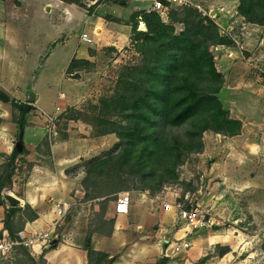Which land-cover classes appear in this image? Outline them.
Segmentation results:
<instances>
[{
  "label": "rangeland",
  "instance_id": "rangeland-1",
  "mask_svg": "<svg viewBox=\"0 0 264 264\" xmlns=\"http://www.w3.org/2000/svg\"><path fill=\"white\" fill-rule=\"evenodd\" d=\"M66 1L74 4L73 8L79 13V16L70 19L71 27L61 32L62 34L58 42L62 43L57 44L56 49L53 51V46L51 44L49 46L48 44V37L52 34L51 27L49 29L47 25L48 20L40 13L36 4L29 3L27 5L29 19L26 24L31 26L27 33L29 35L33 33L36 36L33 39V49L28 53L24 52V56L21 55L20 57L22 60L26 59V61H29L31 66L34 61L38 67L43 68L44 65L43 77L38 82L37 90L39 97L41 98L43 94L44 100L46 99L47 101L46 107H43V104L42 107L33 106L32 111H28L27 115L35 124L42 122L47 125V114H56L54 110L57 107L61 108V114H56L58 117L57 121L53 126L51 135L46 137L43 147L40 149L41 152L49 153L50 151L51 153L52 146L66 141L71 137L82 141L85 137H106L108 139H105L100 144L102 146L100 147L102 148L101 150H104L103 154L97 155L98 157H104L110 151L112 152L115 144L118 143V138L115 134H102L104 128L98 122L99 118L106 117V112L102 111V101L115 94L119 79L126 75L128 68L138 63L141 57L135 51L132 41L121 51H117L114 48H107L101 43L98 46L97 44L87 43L88 45H84V49L96 59L93 62L86 61L87 63H80L74 70L67 68L64 58L70 53H74L79 43L78 40L81 39V35L88 32L89 38L94 40L100 39V35L92 31H86L83 23L86 14L85 11L92 14L96 5H92L91 1L87 0ZM192 1L200 3L207 8L224 10L228 14V17L222 19H224L228 27L232 28L233 32L230 37H225V39L233 42V44L230 43L222 47L223 49H220L219 52L215 51V47L211 48V51L216 68L223 74L226 81L223 87L225 89L224 91L222 89L219 97L225 109L230 112L231 117L232 115L236 116L237 114H241L239 102L244 98L245 93L248 92V94H253L258 98H264V25L247 21L242 17L238 9L239 0ZM113 2L117 5H130L132 9L136 8L139 10L138 12H143L144 8L150 5L151 0H113ZM42 3L45 7L46 3ZM21 5L22 3L15 4L17 7ZM184 11L186 10L178 7V13L182 14ZM45 13L47 14L48 12L45 11ZM137 14V12L132 14L130 18L131 25L135 22L133 17ZM60 23V19L57 17L56 24L58 25ZM204 23L206 25L209 24L207 20ZM183 28L179 24L176 26L178 33ZM140 29H142V24L139 22L138 30ZM100 40L102 42V39ZM63 43L68 44L64 47ZM51 51L53 53L51 58L46 60ZM38 56L39 60L37 61L36 58ZM64 67L67 69L65 68V70ZM64 70L66 82L61 87L59 77ZM61 94L63 98L59 99ZM24 100L28 103L27 97ZM256 115L257 113H254V115L250 116V123L251 125L254 124L256 128H260L263 120L256 119ZM19 116L20 111L17 110L15 119H19ZM108 118L110 119L112 117ZM257 132L255 131V133ZM211 133L207 132L204 134L205 147L203 152L187 158L185 164L180 168L181 183L168 186L160 193H139L134 190L127 191L130 193L132 199V211H130L139 214V211L142 210L143 215H151L144 229L142 228L139 231L142 234V238L145 237L143 241L150 243L149 245L152 246V251L150 252L151 260L158 257L157 255L159 253L155 249L157 243L161 242L163 245L164 251L159 255L163 257L165 256V249L168 243L175 240L176 222H171L173 219L171 213L174 210H166L164 205L171 204L176 198L180 197L181 202L187 206H190V204H200L203 209L213 216L215 226L220 228L218 231H215L213 228H208L191 234L190 239L201 237L210 242L212 246L211 250L207 251V253L202 252L203 255L208 254L207 256H212L210 255L211 252L219 254L223 252L224 248H228L225 246L220 247L216 243L217 241L220 242L222 240L224 243H230L232 241L235 244H239L238 250L242 249L239 260L242 261V264H264V181L258 187L248 188V198L242 199L241 197L245 191L235 189L234 185L238 181L235 178L237 175L231 173L232 170L228 174L224 172L220 174L222 168L216 167L215 169L213 165L216 162L221 164L230 161L233 162L234 159H232L231 154H235L237 151L241 152V154H250L248 152L249 147L240 138L225 137ZM259 135L261 137V133ZM109 137H112L114 142ZM35 138L33 136L32 144H35ZM258 141L261 140L259 139ZM72 149L76 150L74 146ZM258 154H264V151ZM94 155H96L95 152L87 154L86 159H80L78 165L67 170L68 176L80 179L82 183L86 177L83 172L85 165L89 160L93 159H89V157ZM29 160L27 158H20L19 162L16 163L18 172H15L12 180L13 183L16 178L17 183L23 182L21 179H24L33 165ZM251 163L252 161L247 163L249 168L246 170V174H242L243 178L239 179L240 181L247 182L255 178L253 170L251 171L250 169L253 167ZM3 172L4 167L1 164L0 175ZM81 192L83 194L72 193V201H68L71 205L68 217L57 228V234L60 236L62 243L66 241L65 236L71 233H74V236L79 239L82 245L85 239L94 233L102 236L110 235L113 231V226L108 224V222L111 220L113 213H115V204L118 198L122 193H126L120 192L109 197L107 200H90L86 198L83 184ZM176 194L179 195L176 196ZM142 195H146L148 200H144L145 198L141 199L143 198L141 197ZM51 200V198L45 200L46 209L50 208L51 205L54 206V202ZM161 206L167 212H170L167 217H164L163 223L160 221L157 222L154 217L155 215H153L155 213L154 208L160 211ZM26 207L27 205L24 209L22 208L23 212L14 218L13 227L15 234L23 229V224L29 218V212L26 210ZM103 208H106L105 214H103ZM227 214L232 216V219H229L230 217ZM236 218L237 220H234ZM64 239L65 241L63 242ZM124 251L125 249L123 250V247H115L113 249L116 260L121 254H124ZM186 255L187 253H183L175 257H169L172 260L171 264H181V258H185ZM33 261L34 259L27 251L25 252V250L19 248L7 259L1 261L0 264H33ZM204 263L202 262V264ZM37 264H44L42 257L37 260Z\"/></svg>",
  "mask_w": 264,
  "mask_h": 264
},
{
  "label": "trees",
  "instance_id": "trees-1",
  "mask_svg": "<svg viewBox=\"0 0 264 264\" xmlns=\"http://www.w3.org/2000/svg\"><path fill=\"white\" fill-rule=\"evenodd\" d=\"M238 9L247 21L264 25V0H239ZM177 10L170 9L167 20L148 11L133 17L131 41L141 58L119 79L115 94L102 101V111L106 112V117L98 120L104 128L102 134H115L118 143L112 152L85 165L82 184L87 199L107 200L132 190L160 193L182 182L179 170L187 158L203 152L204 134L235 137L242 131V122L230 116L219 97L225 79L211 51L233 42L220 36L213 23L206 25L197 11L186 8L181 14ZM139 22L146 31L138 30ZM178 24L184 27L180 33ZM80 63L87 62L73 59L69 68L74 70ZM2 95L0 92V100L20 111L19 125L23 129L28 114L25 104ZM24 153V148H14L5 160L0 175V206L6 203L3 192L12 189L16 159ZM26 210L29 221L38 218L30 206ZM22 212L19 206L6 211L4 226L12 237L16 235L14 218ZM114 223L108 222L111 226ZM213 229L220 230L217 226ZM83 248L88 264H109V255L94 249L91 236L85 239ZM169 261L164 256L156 264Z\"/></svg>",
  "mask_w": 264,
  "mask_h": 264
},
{
  "label": "crops",
  "instance_id": "crops-1",
  "mask_svg": "<svg viewBox=\"0 0 264 264\" xmlns=\"http://www.w3.org/2000/svg\"><path fill=\"white\" fill-rule=\"evenodd\" d=\"M87 1H91L92 5H96V7L92 14L85 11L84 28H86V31H92L100 35L99 37L102 39V42L100 39H93L92 44H97L98 46L101 43L105 47L114 48L117 51H121L127 47L131 42L132 36L130 18L132 14L136 12L141 14V12H138L139 10L136 8L132 9L130 5H117L113 0L102 2L101 0ZM42 2L46 3L45 7L42 5ZM153 2L154 0H151L150 5L145 7L144 11H148ZM16 3H22V5L17 7L15 6ZM29 3L36 4L40 13L48 20V28L50 29L51 27L52 30V34L48 37V44L49 46L50 44L53 46L52 51L56 49L57 44L62 43L58 42V40L62 34L61 32L71 27L70 19L79 16V13L73 8L74 4L66 0L0 1V92L4 94L2 95L4 98L6 96L10 100H16L20 104H25L27 112L32 111L33 106L42 107L43 104V107H46L47 103L46 99L44 100L43 98V94L41 98L39 97L37 90L38 82L43 77L44 65L43 68L38 67L34 61L31 66L29 61H26V59L22 60L20 57L21 55L24 56V52L28 53L33 49V39L36 36L33 33L31 35L27 33L31 27L26 24L29 19V12L27 11V5ZM45 11L48 13L46 14ZM57 17H59L61 22L58 25L56 24ZM140 24L144 26L142 22ZM142 29L140 31H146V26ZM85 33L88 34V32ZM78 41L79 43L74 53H70L64 58L67 68H69L73 59L90 62L96 59L84 49V45L88 44L82 39V35ZM66 44L68 43H63V46L66 47ZM52 51L46 60L51 58ZM36 60H39V56ZM65 70L59 77L61 87L66 82L64 77ZM25 97L28 98V103L25 102ZM256 98L258 97L253 94L245 93L244 98L239 102L241 114H237L236 116L232 115V118L240 120L243 124L240 135L232 138L242 139L241 141L249 147L248 152L250 154H241V152L237 151L235 154H231L232 159H234L233 162L230 161L223 164L216 162L213 165L215 169L216 167L222 168L220 174L222 172L228 174L232 170L231 173L237 175L235 178L238 181L234 185L235 189L245 191L241 197L242 199L248 198V188L258 187L264 181V154H258L264 151V98ZM17 110L10 102L0 100V165H4L5 160L12 154L20 138V116L19 119H15ZM254 113H257L255 116L256 119L263 120L260 128H256L254 124L251 125L250 123V116L254 115ZM46 126L48 127V122L47 125L42 122L35 124L28 115L26 116L22 138L25 153L16 159V163L19 162L20 158H27L30 159L29 161L33 165L24 179H21L23 182L17 183V178L15 177L16 179H14L12 189L3 192L4 198L7 195H12L21 201L19 207L24 209L26 205L30 206L38 215V218L34 221L27 220L24 228L19 230V232L26 230L28 235L46 230L56 219L57 216L54 206L51 205L50 208H45L46 199L51 198V201L55 204L61 201H72L73 192L83 194L81 192V180L69 177L67 170L78 165L80 159H86L87 154H92L93 152L96 154L90 156L89 159L97 157L98 154H103L104 150H101L102 148L100 147L102 146L100 144L105 139H108L106 137H85L82 141L71 137L66 141L52 146L51 153L50 151L49 153H43L40 149L43 147L46 137L50 135L47 132ZM255 131L258 132L255 133ZM259 133H261V137H259ZM33 136L36 137L35 144H32ZM257 137L261 141H258L259 139ZM73 146L76 150L72 149V151L71 148ZM249 161H252L251 164L253 167L250 169L251 171L253 170L255 178L247 182L240 181L239 179H242L243 175L247 173L246 170L249 168L247 163ZM15 172H18L17 168ZM141 197H143L141 199L145 198L144 200H148L146 195H142ZM5 201L6 203L0 206V233L6 231L4 226L5 216L7 209L11 206L6 198ZM154 210L155 213L153 215H155L154 217L157 222L160 221L163 223L164 217L170 214L163 206H161L160 211H157L156 208ZM131 211L128 215H117L113 213L111 220H114L115 223L112 233L103 236L94 233L91 236L93 247L96 251L109 255V264H156L164 257L159 256L164 251L162 243L156 244L155 249L159 254L157 253L158 257L156 259L151 260L150 252L152 251V246L149 245L150 243L144 242L143 239L145 237L142 238V234L139 233L140 229H144L151 215H143L142 210L139 211V214ZM227 216L230 217L229 219H232V216L229 214ZM171 217L173 218H171V222H176L175 211L171 213ZM234 220H237V218ZM71 234L65 236L66 241L65 239L63 240L65 243L59 244L54 249L40 245L35 247V253H32L30 250L26 251L36 263L43 256L44 264H88V254L83 248L84 244L82 245L79 242V239L74 236V233ZM191 241L192 248L187 252L185 258H181V264H202V262H205L204 264H242V261H239L242 254V249L238 250L239 244H235L232 241L230 243H224L222 240L220 242L217 241L216 243L220 247L225 246L228 248H224L223 252L219 254L211 252L210 255L212 256H207L208 254L203 255L202 252L207 253V251L211 250L212 246L210 242L201 237L197 239L193 238ZM115 247H123V250L125 249L124 254H121L117 260L113 252ZM171 262L172 260L168 264H171Z\"/></svg>",
  "mask_w": 264,
  "mask_h": 264
},
{
  "label": "built area",
  "instance_id": "built-area-1",
  "mask_svg": "<svg viewBox=\"0 0 264 264\" xmlns=\"http://www.w3.org/2000/svg\"><path fill=\"white\" fill-rule=\"evenodd\" d=\"M178 7L197 11L207 20V22H211L217 27L220 36H231L233 32L232 28L228 27V25L225 24L224 19H222L228 17V14H226L224 10L207 8L200 3L193 2L192 0H154L151 7L148 9V12H156L160 14L164 20H167L170 9ZM82 39L89 44L93 43V39L89 38L87 33L82 34ZM224 46L225 45H218L215 46L214 49L216 52H219ZM61 98H63L62 94L60 95V99ZM55 111L56 114H61L60 107H57ZM56 114H47V132L50 135L58 118ZM180 199V197L176 198L173 203L164 205L166 210L173 209L176 213L175 240L168 243V246L165 249V255L167 257L187 253L192 248V241L190 239L192 233L213 228L216 225L213 216L203 209L200 204H190V206H187L181 202ZM131 205L132 199L130 193H122L115 204V213L117 215H128L131 210ZM70 208L71 205L66 201L54 204V210L57 217L50 227L42 232H35L28 235L27 231L23 230L18 232L15 237L10 236L8 231L1 232L0 262L7 259L19 248L30 250L32 253H35L36 246L42 245L50 248L52 245L61 244L62 240L57 234V228L67 219Z\"/></svg>",
  "mask_w": 264,
  "mask_h": 264
},
{
  "label": "water",
  "instance_id": "water-1",
  "mask_svg": "<svg viewBox=\"0 0 264 264\" xmlns=\"http://www.w3.org/2000/svg\"><path fill=\"white\" fill-rule=\"evenodd\" d=\"M25 109L27 110V107ZM22 138H23V129H21L20 138H19V141H18L17 146H16V148L19 151L23 150ZM5 198L12 207L21 205V201L12 195H7Z\"/></svg>",
  "mask_w": 264,
  "mask_h": 264
},
{
  "label": "bare ground",
  "instance_id": "bare-ground-1",
  "mask_svg": "<svg viewBox=\"0 0 264 264\" xmlns=\"http://www.w3.org/2000/svg\"><path fill=\"white\" fill-rule=\"evenodd\" d=\"M141 28V27H140ZM142 28H144V26L142 25Z\"/></svg>",
  "mask_w": 264,
  "mask_h": 264
}]
</instances>
